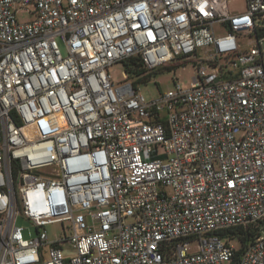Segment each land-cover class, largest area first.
<instances>
[{
    "label": "built area",
    "instance_id": "1",
    "mask_svg": "<svg viewBox=\"0 0 264 264\" xmlns=\"http://www.w3.org/2000/svg\"><path fill=\"white\" fill-rule=\"evenodd\" d=\"M229 4L0 0V264H264V0Z\"/></svg>",
    "mask_w": 264,
    "mask_h": 264
},
{
    "label": "rangeland",
    "instance_id": "2",
    "mask_svg": "<svg viewBox=\"0 0 264 264\" xmlns=\"http://www.w3.org/2000/svg\"><path fill=\"white\" fill-rule=\"evenodd\" d=\"M230 8L234 11H243L244 0H229ZM19 20L26 21L32 19L27 13H20L18 15ZM260 28H264V20H260L257 24ZM219 34H223L221 31ZM262 47L264 49V38L260 39ZM60 48L65 54V48L60 43ZM196 67L194 62L187 61L184 64L169 68H160L156 70L153 75L148 79L137 83V89L145 97L146 100L157 99L161 94L166 93L175 88L176 85H180L182 88H190L193 84V78L196 76ZM124 65L117 64L113 67L112 78L116 82H124L123 76ZM133 79L130 78L131 82ZM16 226L24 228V236L26 239L29 238V234L35 236V229L32 224L23 217H18L16 220ZM46 231L51 240H55L63 236V228L61 225L56 224L46 227Z\"/></svg>",
    "mask_w": 264,
    "mask_h": 264
},
{
    "label": "trees",
    "instance_id": "3",
    "mask_svg": "<svg viewBox=\"0 0 264 264\" xmlns=\"http://www.w3.org/2000/svg\"><path fill=\"white\" fill-rule=\"evenodd\" d=\"M255 33H256V37L258 39L264 38V28L256 29ZM123 65H124L125 72L128 74V77L131 79H134V78L139 77V76L144 74V70L141 69V63L139 62L138 59H133V60L124 62ZM172 68H174V67H171V68L169 67V69H172ZM153 73L154 72L147 74L145 76H142V78H139L137 80V83L140 81L148 80L153 75ZM228 232L229 231L222 233L221 235L224 237V235ZM246 235L247 236H245L243 238L244 241H248V240L255 238V234H253V233H247Z\"/></svg>",
    "mask_w": 264,
    "mask_h": 264
}]
</instances>
